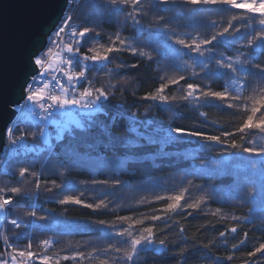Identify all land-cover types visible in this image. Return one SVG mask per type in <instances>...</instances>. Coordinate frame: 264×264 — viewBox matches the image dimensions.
Instances as JSON below:
<instances>
[{"label":"snow or ice","instance_id":"1","mask_svg":"<svg viewBox=\"0 0 264 264\" xmlns=\"http://www.w3.org/2000/svg\"><path fill=\"white\" fill-rule=\"evenodd\" d=\"M29 67L0 153V178L11 177L0 183V264H189L194 256L264 264V0H63ZM130 74L151 87L139 93ZM181 111L192 123H177ZM155 112L168 122L149 119ZM119 120L129 137L113 135ZM154 145L140 159L177 171L134 186L123 177L136 157L101 154ZM61 158L70 164L50 171ZM102 163L116 165L103 179H64ZM125 191L148 195L126 200ZM42 196L64 211L89 210L83 222H64L61 235L96 239L58 248L61 240L34 223L52 220L54 209L20 208ZM243 207L247 214H236ZM201 214L215 220L189 236L188 218ZM37 230L45 238L31 235Z\"/></svg>","mask_w":264,"mask_h":264},{"label":"trees","instance_id":"2","mask_svg":"<svg viewBox=\"0 0 264 264\" xmlns=\"http://www.w3.org/2000/svg\"><path fill=\"white\" fill-rule=\"evenodd\" d=\"M113 28H106V31H113ZM126 62H131L133 58L128 57L125 55L124 57ZM135 70H133V73ZM131 79L134 81V83L130 87H136L139 93H143L146 88L151 87L150 79L145 76H135L133 74H130ZM128 101L129 105L133 103V98L131 96H128ZM135 103H139V101H135ZM111 109H109L110 111ZM134 108H130V111H134ZM143 112V109H141V113ZM190 115L186 111H181L180 112V119L177 120L178 124H190L192 123V120L190 119ZM210 115L212 118H217L214 112H210ZM138 119H145L143 115L137 117ZM149 119H152L156 122L160 123H167L169 120V114L165 113H160V112H155L151 113L148 117ZM222 121H226L228 118L226 116L220 117ZM118 126L112 128V133L116 137L120 138H127L129 137V133L126 131V121L124 120H119L117 121ZM31 142V141H29ZM195 143V142H194ZM194 145H183L179 147V150H184L186 148H190ZM173 150V149H170ZM156 151V146H151L147 147L144 149H136V150H126L123 148H118L115 151L111 150H103L102 155L105 156L108 159H125L129 156H134L136 159H129L127 166H126V172L124 175V179L126 183L129 186H134L138 184H143L149 182L151 179L155 177H166L169 173H175L177 169L174 166H170L168 164H165L162 168H154L151 166L150 161H144L140 159L143 155H146L147 153L150 152H155ZM95 155V153H93ZM208 155V154H205ZM58 164H64L65 166H68L70 164V161L64 158H61L59 161L53 159L52 164L49 166L50 171H54V168L52 165H58ZM187 166H190V162H188ZM39 168V165L36 166ZM116 167L115 164H108V163H102V164H97L92 167H85L83 169L81 168H73V170L68 174V176L64 179L66 180H71L76 182L78 185L80 184L81 181L85 180H90V178L95 177L99 179L105 178L108 174L111 172V168ZM99 168V169H98ZM51 178H57L56 176H52ZM11 180V177H2L0 178V183H5ZM58 182H60V179H58ZM97 193L89 188V191L86 193V196L88 198L93 197ZM120 195L124 196L126 200H133V199H139L142 195H148V193H143V192H129L125 191L120 193ZM32 207V208H38L44 211L46 214L48 209H54L50 215L53 217L52 220L48 222H42V221H34L35 224L37 225H44L43 231H46L48 235H53L55 234L54 238L60 239L61 244L57 245L58 248L64 247L68 241H72L75 243L76 241H86L88 239H96V236L94 234H87V233H73L72 235H61L64 231L63 229V223L64 222H69V223H80L83 222L84 219L86 218L85 214L88 213L89 210L87 209H80L79 207H73L70 208L68 211H64L63 206L56 204L52 201H46L43 196L39 199L32 200L28 203H22L20 205L21 209H26L27 207ZM216 204H212L211 207L215 208ZM255 207L259 208V205H255ZM142 210L147 211V207H144ZM235 210V209H233ZM226 211L228 209L226 208ZM248 208L243 207L242 211H237L236 214H247ZM259 214V213H257ZM96 214H93L95 216ZM14 216L16 217H21L27 219L25 216V212L23 210H17L14 213ZM12 217L10 216L9 219ZM100 218H105V219H110L111 217L109 216H102ZM205 220H215V218H212L210 216H205L203 214L199 216H193L188 218V223L185 225L188 228V235L191 236L192 233L197 229V227L203 223ZM225 223H231V221H225L216 224L217 229H222L224 227ZM4 225H0V230H3ZM7 227H10L8 225ZM11 235V234H10ZM31 235L34 236L37 240L45 238L43 235H41V230L33 231L31 232ZM207 236H212L213 233L209 231ZM256 237V238H262L260 237L259 232H253L250 235V239ZM200 239H204V236H200ZM21 244L25 243V241H21ZM217 255H222L223 251L221 250L220 252L216 253ZM150 264H161L159 260H156L154 262H150ZM189 264H202L201 261L197 257H193Z\"/></svg>","mask_w":264,"mask_h":264},{"label":"water","instance_id":"3","mask_svg":"<svg viewBox=\"0 0 264 264\" xmlns=\"http://www.w3.org/2000/svg\"><path fill=\"white\" fill-rule=\"evenodd\" d=\"M63 0H0V153L5 128L17 118L22 87L30 71L29 56L39 38L46 43L52 21Z\"/></svg>","mask_w":264,"mask_h":264},{"label":"rangeland","instance_id":"4","mask_svg":"<svg viewBox=\"0 0 264 264\" xmlns=\"http://www.w3.org/2000/svg\"><path fill=\"white\" fill-rule=\"evenodd\" d=\"M19 115V113H18ZM17 119V118H16ZM16 121V120H15ZM6 145V144H5ZM4 224V221L3 220H0V225H3Z\"/></svg>","mask_w":264,"mask_h":264},{"label":"built area","instance_id":"5","mask_svg":"<svg viewBox=\"0 0 264 264\" xmlns=\"http://www.w3.org/2000/svg\"><path fill=\"white\" fill-rule=\"evenodd\" d=\"M6 146V145H5ZM4 225V224H3Z\"/></svg>","mask_w":264,"mask_h":264}]
</instances>
